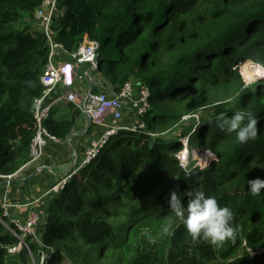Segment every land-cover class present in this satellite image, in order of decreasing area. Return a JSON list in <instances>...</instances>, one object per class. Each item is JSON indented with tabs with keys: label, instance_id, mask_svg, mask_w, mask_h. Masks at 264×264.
<instances>
[{
	"label": "trees",
	"instance_id": "1",
	"mask_svg": "<svg viewBox=\"0 0 264 264\" xmlns=\"http://www.w3.org/2000/svg\"><path fill=\"white\" fill-rule=\"evenodd\" d=\"M44 1L0 0L2 175L20 172L32 159L34 109L45 92L41 78L49 61L47 39L34 27ZM61 7L57 41L69 53L77 52L85 37L98 42L104 80L115 92L130 80L147 85L152 110L146 132L113 136L95 160L78 166L63 190L52 193L38 229L43 246L18 230L12 234L0 207V264L14 260L12 251L20 246L28 255L20 264H264V194L253 197L247 184L264 179V82L256 90L244 88L235 71L240 61L241 68L250 60L264 65V0H64ZM204 84L235 85L239 108L206 101L214 113L190 139L208 143L202 153L213 158V152L217 159L201 172L184 169L176 157L180 140L161 135L190 113L176 109V102ZM235 111L257 114L256 141L241 145L235 133L216 127L221 116L230 118ZM80 117L74 104H63L46 126L66 140ZM172 191L185 204L189 191L215 196L233 210L243 232L221 253L207 242H193L178 220L165 232ZM117 232L125 234L120 244ZM248 249L261 253L251 257Z\"/></svg>",
	"mask_w": 264,
	"mask_h": 264
},
{
	"label": "built area",
	"instance_id": "2",
	"mask_svg": "<svg viewBox=\"0 0 264 264\" xmlns=\"http://www.w3.org/2000/svg\"><path fill=\"white\" fill-rule=\"evenodd\" d=\"M64 0H45L37 10L34 22L35 28L42 32L49 46V61L41 84L45 86L42 97L37 99L34 118L37 132L31 144V162L43 157L49 143H59L61 140L52 135L47 129L46 123L51 113L59 106L67 103L74 104L80 113L88 116L93 125L103 129L101 136L92 141L86 151L85 158L79 167L85 166L95 160L111 138L122 131L130 133H142L147 131L146 116L151 112V90L135 80L128 81L124 87L115 92L112 89L95 88L91 92H82L76 89V84L89 77L99 68L100 44L85 37L77 52L69 53L62 43L57 41L54 29L56 20L64 15L61 4ZM65 52L70 60L64 63L56 61V55ZM264 75V70L261 69ZM264 78V76L262 77ZM160 136V135H159ZM29 163V164H30ZM19 172L12 175L0 174V180L12 182ZM72 176H68L51 188L47 195L59 193L64 189ZM3 210L1 221L14 235L19 231L23 238H33V241L42 245L38 235V229L43 225V214L33 212L26 220L13 218L10 209L17 207L5 198L0 204ZM8 220L9 223H6ZM18 230V231H17ZM23 240V239H22ZM25 245V243H24ZM28 254L32 257L31 249L26 246ZM14 249L12 252L16 251ZM263 252V251H262ZM261 252H253L248 249V255L254 257ZM47 258L44 257V260Z\"/></svg>",
	"mask_w": 264,
	"mask_h": 264
},
{
	"label": "crops",
	"instance_id": "3",
	"mask_svg": "<svg viewBox=\"0 0 264 264\" xmlns=\"http://www.w3.org/2000/svg\"><path fill=\"white\" fill-rule=\"evenodd\" d=\"M69 60L70 57L65 52L56 55L58 63ZM105 82L103 76L95 71L78 82L75 88L82 92H91L95 88L113 90L110 84ZM102 131L101 127L93 125L88 116L81 114L74 132L66 140L49 143L43 157L26 165L12 182L0 180V204L8 198L10 203L17 205L10 209L13 218L24 221L33 212L38 211L43 214L42 223H45L52 195H47V192L63 179L72 176L84 160L89 145L101 136Z\"/></svg>",
	"mask_w": 264,
	"mask_h": 264
},
{
	"label": "clouds",
	"instance_id": "4",
	"mask_svg": "<svg viewBox=\"0 0 264 264\" xmlns=\"http://www.w3.org/2000/svg\"><path fill=\"white\" fill-rule=\"evenodd\" d=\"M235 95H239L236 93ZM213 122L208 121L211 125ZM216 127L225 133H235L236 140L241 145L256 141L258 135V118L253 111H235L230 118L221 116ZM186 175H191L187 173ZM250 194L259 197L264 194V179L248 180ZM188 200L178 195L177 191L170 193L168 201V222L164 227L167 232L175 221H179L186 228L193 242H207L215 248H221L226 242L234 244L243 232V226L235 223V214L228 206H221L213 195H206L204 191L187 193Z\"/></svg>",
	"mask_w": 264,
	"mask_h": 264
},
{
	"label": "rangeland",
	"instance_id": "5",
	"mask_svg": "<svg viewBox=\"0 0 264 264\" xmlns=\"http://www.w3.org/2000/svg\"><path fill=\"white\" fill-rule=\"evenodd\" d=\"M37 31L38 29L35 28ZM250 62L249 64L242 66L244 62L240 61L238 66L235 67V71L237 76L240 80L244 83V88H252L256 90L257 86L264 82V78H262L263 72L261 69L264 70L263 63H258L254 61H247ZM249 66V69L246 67ZM243 74H242V73ZM239 93L237 87L234 85H220L217 89L212 87L210 84H204L196 90V94L194 96H187L180 100H178L175 104V108L180 110L190 111L189 115L185 116L182 120V123L178 127H173L168 132H165L162 138L167 140H172L178 138L180 140L182 149L178 152L176 157L180 161L181 165L184 169L187 170H199L204 172L210 162L212 163L217 159V155L213 152V158L210 154H203L202 152L207 150L209 147L208 143H200L197 141V138L190 139V135L196 131V127L203 122V120L209 119L210 116L214 113L210 110V106L205 105L206 101L215 99L217 101H223L228 103L227 106L229 108H239V95H235ZM196 128V129H195ZM118 202H114L112 208H117ZM125 222V219L122 218L121 221H118L117 224L121 225ZM120 228H124L122 225ZM120 231V230H119ZM119 236V240L117 244L122 243L124 232H117ZM22 246L18 247L16 251L12 252V256H16L14 260H9L8 264H20L22 263V259L28 257V255L24 256L21 254ZM224 246L221 248H217V250L221 253L223 251ZM219 253V255H220ZM30 256V254H29ZM106 262H111L110 258L106 259Z\"/></svg>",
	"mask_w": 264,
	"mask_h": 264
},
{
	"label": "bare ground",
	"instance_id": "6",
	"mask_svg": "<svg viewBox=\"0 0 264 264\" xmlns=\"http://www.w3.org/2000/svg\"><path fill=\"white\" fill-rule=\"evenodd\" d=\"M246 69H249V66H247Z\"/></svg>",
	"mask_w": 264,
	"mask_h": 264
},
{
	"label": "water",
	"instance_id": "7",
	"mask_svg": "<svg viewBox=\"0 0 264 264\" xmlns=\"http://www.w3.org/2000/svg\"><path fill=\"white\" fill-rule=\"evenodd\" d=\"M21 242H22V244H24V241L23 240Z\"/></svg>",
	"mask_w": 264,
	"mask_h": 264
}]
</instances>
